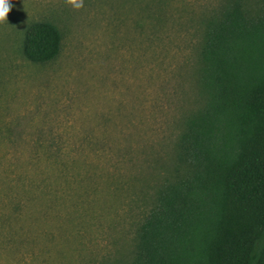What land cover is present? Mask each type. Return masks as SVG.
Here are the masks:
<instances>
[{"label":"rangeland","instance_id":"374dc122","mask_svg":"<svg viewBox=\"0 0 264 264\" xmlns=\"http://www.w3.org/2000/svg\"><path fill=\"white\" fill-rule=\"evenodd\" d=\"M0 23V264H129L210 96L209 25L259 0H10ZM238 18L244 21L245 18ZM61 34L32 62L28 25Z\"/></svg>","mask_w":264,"mask_h":264},{"label":"trees","instance_id":"16d2710c","mask_svg":"<svg viewBox=\"0 0 264 264\" xmlns=\"http://www.w3.org/2000/svg\"><path fill=\"white\" fill-rule=\"evenodd\" d=\"M208 26L202 50L210 96L180 137L176 179L158 191L129 264H264V0ZM59 29L33 21L22 51L43 63Z\"/></svg>","mask_w":264,"mask_h":264},{"label":"clouds","instance_id":"9594fccd","mask_svg":"<svg viewBox=\"0 0 264 264\" xmlns=\"http://www.w3.org/2000/svg\"><path fill=\"white\" fill-rule=\"evenodd\" d=\"M68 3L75 9L84 6V0H68ZM11 7L10 0H0V23L8 21L7 17Z\"/></svg>","mask_w":264,"mask_h":264}]
</instances>
